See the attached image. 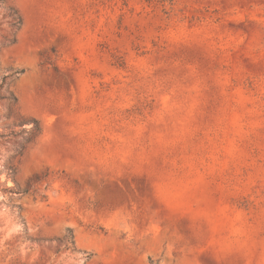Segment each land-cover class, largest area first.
<instances>
[{
    "label": "rangeland",
    "instance_id": "1",
    "mask_svg": "<svg viewBox=\"0 0 264 264\" xmlns=\"http://www.w3.org/2000/svg\"><path fill=\"white\" fill-rule=\"evenodd\" d=\"M0 97V264H264V0H5Z\"/></svg>",
    "mask_w": 264,
    "mask_h": 264
},
{
    "label": "trees",
    "instance_id": "2",
    "mask_svg": "<svg viewBox=\"0 0 264 264\" xmlns=\"http://www.w3.org/2000/svg\"><path fill=\"white\" fill-rule=\"evenodd\" d=\"M0 3L4 4L5 0H0ZM8 17L11 19V27L18 31L22 24H23V19L21 17V15L18 13V11L12 7L8 8ZM16 37L12 38L11 40H9V42L11 44H15L16 43ZM10 97L13 100H16V98L13 95H10ZM4 99V97H0V100ZM30 130H29V138L27 139V142H33L36 138H38L41 133H42V127L40 125V122L38 120L33 119L30 123ZM23 151L24 149H21L20 155H23ZM10 170L12 171V173H15L16 169L15 167H11ZM27 190H25L24 192H26Z\"/></svg>",
    "mask_w": 264,
    "mask_h": 264
}]
</instances>
